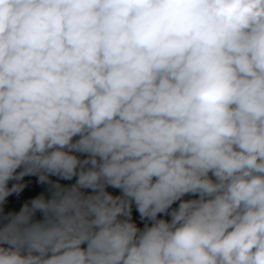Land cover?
Returning a JSON list of instances; mask_svg holds the SVG:
<instances>
[{"label":"clouds","instance_id":"1","mask_svg":"<svg viewBox=\"0 0 264 264\" xmlns=\"http://www.w3.org/2000/svg\"><path fill=\"white\" fill-rule=\"evenodd\" d=\"M0 264H264V0H0Z\"/></svg>","mask_w":264,"mask_h":264}]
</instances>
